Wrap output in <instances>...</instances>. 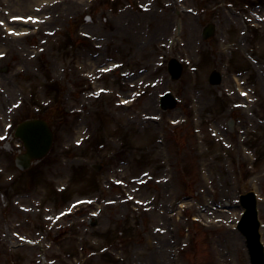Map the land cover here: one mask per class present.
Masks as SVG:
<instances>
[{"label": "rangeland", "instance_id": "374dc122", "mask_svg": "<svg viewBox=\"0 0 264 264\" xmlns=\"http://www.w3.org/2000/svg\"><path fill=\"white\" fill-rule=\"evenodd\" d=\"M181 1L180 4L176 0H124L128 6L133 4V11L128 10V16L120 22L123 32L116 31L123 41L112 37L113 43L110 42L118 52L112 46L110 48L109 43L101 44L104 57L112 55L114 61H126L125 70H134L136 64L138 67L155 68L158 56L165 58L174 55L180 59L181 55L176 49L170 53L159 47V44H165L166 34L168 37L174 34L172 27L177 9H181L179 6L184 5L197 12L196 15L185 13L181 17L184 24V50L192 61L194 71H185L179 80L173 82L168 78L164 67L153 69L150 75H145L143 82H151L158 77L164 82L156 89L147 91L129 109L116 107V98L109 94L94 101L92 110L80 111L79 101L83 96L76 91L75 79H78V72L68 70L69 59L75 54L74 47H79L75 24L82 22L85 16H90L92 21L88 23V27L82 28V32L94 35L93 37L102 36V39L106 38L105 32L114 31L115 34L109 12L117 8L116 3L98 1L90 5L86 1L80 10L73 4L63 7L66 14L62 15V9L53 14L55 23H50L46 30L52 31L55 28L56 31L48 38L46 54L40 55L37 63L46 70L48 79L55 77L56 85L50 87L61 92L54 97L52 108L62 110L66 105L67 111L59 113L61 118L53 123L55 144L40 168L33 169L36 174H17L16 179L10 183L8 178L4 179L8 174L0 175V193L4 195L0 200V233L2 234L5 222L16 223L19 218L27 217L29 222L23 223L19 229L13 226L11 230L19 234L27 233L30 238L39 240L33 246H22L11 235L9 238L0 237V264H76V261L77 264H158L161 252H158L159 248L154 249L151 242L154 243V237H158L153 227L163 226H170L171 234H175L170 241L176 240L175 244L167 247V253L171 249L176 251L172 255L174 264H249L241 237L232 233L225 225L231 214L222 212L221 204L223 199L233 200L237 189L248 190L253 180L264 196V163L255 165L254 177H250L252 173L249 168H244L247 159L241 151L243 145L254 139L256 145L264 147V23H256L249 14H245L251 20L247 23L243 14H239L237 5L232 9L225 7L228 0ZM122 2L123 0H118L117 3L121 5ZM5 4L11 14L26 15L31 12L26 7L13 12L12 4ZM138 5L151 10L144 12ZM239 6L242 7V3ZM2 8L4 5L0 6V15ZM203 21H212L216 26V36L209 43L200 38V24ZM159 24L164 25L167 31L163 36L156 32ZM245 31L244 35L240 34ZM130 39L135 41L131 43ZM41 40L28 39L20 45L27 48L28 43L30 48L27 51L30 53L35 49L31 46L39 44ZM18 46L19 44L16 45ZM230 55L233 63L228 60ZM14 57L20 55H15L14 51L11 58L8 54L0 68V86L10 84L13 88L12 92L8 91L13 96L9 100L16 99L20 88L25 91L28 100H32L28 89L34 94L37 90L46 93L42 100L47 99L49 89H40L41 75L37 74L39 69L37 71L33 64L26 67L20 62L14 64ZM135 59L138 60L137 63ZM224 60H228L229 64L226 71ZM214 68L225 73L222 85L218 87H211L207 83V76ZM229 71L241 72V80L246 79L247 82L245 88L241 89L250 90L254 95L253 102L247 106L248 114L244 113L243 108H234L235 104H242V100L230 90L233 85L228 77ZM115 83L119 81L115 80ZM97 87L111 88L110 90L117 92L110 79L99 83ZM126 89L127 87L123 90ZM227 89L230 90L227 93L232 95L225 93ZM164 90L173 91L180 102L175 110L160 113L155 104V94ZM42 93H39L40 97ZM150 95L153 105H148ZM76 110L84 114L85 120L78 125L73 124L79 114ZM29 111L26 100L16 118ZM53 111L52 109L51 112ZM146 114L161 116L162 119L157 124H142L140 116ZM231 116L236 118L235 125H238L232 134H224L225 143L221 137H211L207 129L210 127L213 131L223 133ZM176 120V125L169 123ZM251 124L250 131L245 132L243 138H236L237 133L244 132V126L249 127ZM80 138H84V143L76 146L75 142ZM160 138L165 142L164 146L157 142ZM199 146L202 149L196 152L195 148ZM262 155L264 149H260V157L264 161ZM199 161L203 168L206 163L205 169L214 182L210 183L213 185L212 189L203 181ZM94 162L103 165L100 174L89 168L88 165ZM147 171L155 178L167 177L169 180L163 187L151 181L146 189L138 192L137 177ZM110 179L125 181L136 198L142 196L148 199L157 195L158 204L162 202L168 205L171 201L173 203L172 199L179 200L185 195H192L197 202L192 213L198 217L197 212L200 215L198 210L202 209V212L208 213V217L215 216L216 223L210 225L205 222L204 217L201 220L204 226L186 221L187 213H183L181 221H178L169 218L167 214L160 215L159 210L147 213L138 211L133 203H124L122 197H118L119 190ZM29 181H35L32 188L28 185ZM15 183H21V187L23 184L28 190L31 188L27 192L25 203L29 205L30 200L36 202L39 207L34 214L24 216L15 205L6 202L8 198H14L13 192L26 191ZM2 185L5 187H1ZM61 186L65 187V191L57 193L56 189ZM81 198L93 199L94 204L76 210L51 229L49 222L41 220L43 215L52 217L70 202ZM15 201H18L17 197ZM103 201L115 203L104 205ZM23 203L20 201V204ZM260 206L264 219V202ZM231 208L238 211L239 207ZM96 210H100V226L91 230L86 227L85 221L89 212ZM162 246L164 247L163 243ZM168 257L167 262L162 258L159 261L171 264L170 256Z\"/></svg>", "mask_w": 264, "mask_h": 264}, {"label": "bare ground", "instance_id": "6f19581e", "mask_svg": "<svg viewBox=\"0 0 264 264\" xmlns=\"http://www.w3.org/2000/svg\"><path fill=\"white\" fill-rule=\"evenodd\" d=\"M67 1L66 0H64L63 1V3L62 4H64V6H66V5H68V3H66ZM36 4V5H34V6H37L38 8H37V11L38 12H40V13H43V12H55L56 10H60V9H62V11H63V14L62 15H64V14H66V10L64 9V8H62V6H59L58 4L60 3V2H55L54 0H14L13 1V4H12V6L15 8V6L18 8V7H21V6H26V7H29V5L31 6V8H33L34 6L32 5V4ZM69 4H72L73 5V3H69ZM79 9V8H78ZM34 11V10H33ZM44 22H42V24H43ZM41 24V25H42ZM160 31V35L161 36H163L164 34H165V32H166V29H165V27H160V29H157V32H159ZM10 42H9V44H11L12 45V43L14 42V41H18V39H16V38H14V37H11L10 38ZM13 46V45H12ZM0 103H2V101H1V99H0ZM3 104V103H2ZM3 170H7V168H5V169H3ZM163 256V257H162ZM161 258L162 259H165L166 258V254H161ZM166 261V260H165ZM160 264H163L162 263V261H160L159 262Z\"/></svg>", "mask_w": 264, "mask_h": 264}, {"label": "water", "instance_id": "95a60500", "mask_svg": "<svg viewBox=\"0 0 264 264\" xmlns=\"http://www.w3.org/2000/svg\"><path fill=\"white\" fill-rule=\"evenodd\" d=\"M35 145H37V147H38V152H37V154H40V153H42V152H44L45 150H46V148H47V146H48V143H44L43 141H42V139H39V143L38 144H35Z\"/></svg>", "mask_w": 264, "mask_h": 264}]
</instances>
